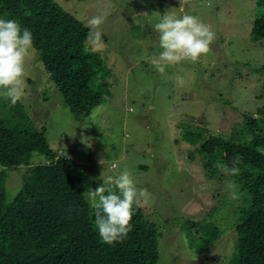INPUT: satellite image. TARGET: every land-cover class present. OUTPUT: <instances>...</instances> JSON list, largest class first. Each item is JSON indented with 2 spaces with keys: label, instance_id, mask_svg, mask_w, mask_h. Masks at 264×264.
I'll return each instance as SVG.
<instances>
[{
  "label": "rangeland",
  "instance_id": "rangeland-1",
  "mask_svg": "<svg viewBox=\"0 0 264 264\" xmlns=\"http://www.w3.org/2000/svg\"><path fill=\"white\" fill-rule=\"evenodd\" d=\"M56 1L85 25L93 16L106 18L100 28L102 43L88 48L99 52L112 72L104 101L88 117L76 119L32 47L22 100L35 121H44L51 148L87 163L88 154L94 153L95 172L101 169L95 179L130 171L138 193H144L139 196L144 212L161 232L159 264H223L236 257L234 226L244 207L260 204L262 192L240 188L237 179L253 184L245 169L236 177L221 171L208 177L200 156L191 160L188 155L198 144L185 140L178 125L193 121L212 133L251 138L245 135L244 113L264 105L258 97L264 71L257 70L264 67V41L252 38L254 21L264 14L259 0ZM168 11L198 17L211 25L216 38L196 62L170 65L161 75L150 60L162 51L154 24ZM177 77L183 78L182 86ZM38 93L43 98L30 103ZM24 169L9 171L10 191L19 189ZM229 179L239 186L238 200L229 198ZM186 219L198 223L199 236L185 227ZM200 222H210L218 231L203 253L198 245L208 228Z\"/></svg>",
  "mask_w": 264,
  "mask_h": 264
},
{
  "label": "trees",
  "instance_id": "trees-1",
  "mask_svg": "<svg viewBox=\"0 0 264 264\" xmlns=\"http://www.w3.org/2000/svg\"><path fill=\"white\" fill-rule=\"evenodd\" d=\"M259 4L264 8V0ZM2 16L32 32L34 49L76 119L88 117L104 101L112 71L99 52L85 47L89 29L81 20L56 0H0ZM252 36L264 41V14L254 21ZM258 97L264 99V86ZM39 98L40 93L28 101ZM25 104L22 100L12 106L0 97V264H159L161 232L144 212L140 197L139 206H133L128 237L112 245L102 242L95 210L83 194L104 181L95 179L101 169L95 172L94 153L88 154L87 163L51 148L47 126L35 121ZM244 120L250 139L212 133L193 121L178 125L185 140L198 144L188 155L191 160L200 156L208 177L216 178L215 161L231 166L238 160L253 182L237 179L240 188L249 194L255 188L262 192L260 204L242 209L234 226L238 255L223 264H264V105L244 113ZM21 168H25L22 183L10 191L8 173ZM196 224L185 220V227L199 236ZM200 225L208 228L198 245L203 253L218 231L210 222Z\"/></svg>",
  "mask_w": 264,
  "mask_h": 264
},
{
  "label": "clouds",
  "instance_id": "clouds-1",
  "mask_svg": "<svg viewBox=\"0 0 264 264\" xmlns=\"http://www.w3.org/2000/svg\"><path fill=\"white\" fill-rule=\"evenodd\" d=\"M186 0H181V4ZM105 17L96 15L87 20L89 31L85 39V47L95 48L102 43L101 25ZM158 33L159 46L162 51L152 57L150 63L161 75L166 67L182 61L196 62L210 50L216 38L211 25L204 23L193 15L178 17L168 11L154 24ZM33 34L14 19H0V97L10 101L12 106L22 101L25 93V64L33 47ZM178 85L184 80L177 77ZM239 161L233 160L229 166L220 160L214 167L228 177H236L241 173ZM105 185H111L105 187ZM229 198L238 200L241 193L239 186L231 179L226 182ZM90 206L95 210V225L102 242L112 245L123 242L132 231L133 206H139V196L135 182L129 170L121 171L115 178L108 177L97 187H89L84 193Z\"/></svg>",
  "mask_w": 264,
  "mask_h": 264
}]
</instances>
